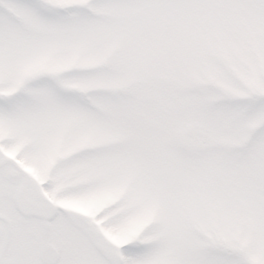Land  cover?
Masks as SVG:
<instances>
[{"label":"snow or ice","instance_id":"obj_1","mask_svg":"<svg viewBox=\"0 0 264 264\" xmlns=\"http://www.w3.org/2000/svg\"><path fill=\"white\" fill-rule=\"evenodd\" d=\"M194 2L0 0V264H257L254 257L264 254V174L249 182L242 209L170 200L137 238L119 246L105 233L151 204L138 181L94 216L62 207L61 201L86 200L127 181L121 164L126 144L80 143L93 129L121 126L118 94L69 87L99 79L105 67L24 71L49 49L67 44L74 32L102 21L103 10ZM244 2L264 9V0ZM233 106L244 119L255 118L264 114V95ZM258 141H264V127L238 150L244 160L252 158ZM167 146L184 166L208 163L190 136L177 132Z\"/></svg>","mask_w":264,"mask_h":264},{"label":"rangeland","instance_id":"obj_2","mask_svg":"<svg viewBox=\"0 0 264 264\" xmlns=\"http://www.w3.org/2000/svg\"><path fill=\"white\" fill-rule=\"evenodd\" d=\"M99 14L102 21L24 67L26 73L105 67L99 79L69 87L118 94L121 126L93 129L80 143L126 144L121 164L127 181L102 187L86 200L66 201L92 215L138 181L151 204L119 230L105 233L118 246L137 238L170 200L246 207L249 182L264 174V141L253 146L250 160L238 150L264 127V114L244 119L233 102L264 95V9L244 0H195ZM177 132L190 136L208 161L205 166L190 168L175 159L167 144ZM254 259L264 264V254Z\"/></svg>","mask_w":264,"mask_h":264},{"label":"flooded vegetation","instance_id":"obj_3","mask_svg":"<svg viewBox=\"0 0 264 264\" xmlns=\"http://www.w3.org/2000/svg\"><path fill=\"white\" fill-rule=\"evenodd\" d=\"M34 171V170H33ZM60 205L66 209H70V210H75L78 211L84 215H88V216H94L99 210H95V212H93V214H88V212L86 213L85 211H83V209L78 208L77 206H75L73 203L67 202L66 200L61 201Z\"/></svg>","mask_w":264,"mask_h":264}]
</instances>
